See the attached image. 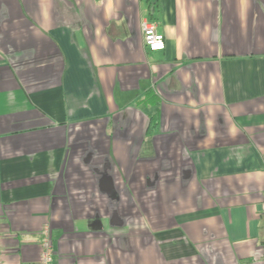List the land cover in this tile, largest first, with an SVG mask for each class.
<instances>
[{"label":"crops","instance_id":"1","mask_svg":"<svg viewBox=\"0 0 264 264\" xmlns=\"http://www.w3.org/2000/svg\"><path fill=\"white\" fill-rule=\"evenodd\" d=\"M47 224L54 264H264V0H0L4 264Z\"/></svg>","mask_w":264,"mask_h":264},{"label":"built area","instance_id":"2","mask_svg":"<svg viewBox=\"0 0 264 264\" xmlns=\"http://www.w3.org/2000/svg\"><path fill=\"white\" fill-rule=\"evenodd\" d=\"M142 29L144 34V42L149 50L160 51L166 48V36L162 31L158 29L157 25L154 22L150 20H144L142 23ZM41 244V257L38 264H54V246L50 224H47L42 228ZM0 264H4L1 242Z\"/></svg>","mask_w":264,"mask_h":264},{"label":"trees","instance_id":"3","mask_svg":"<svg viewBox=\"0 0 264 264\" xmlns=\"http://www.w3.org/2000/svg\"><path fill=\"white\" fill-rule=\"evenodd\" d=\"M150 93L152 94V92H150ZM150 93H149V94H150Z\"/></svg>","mask_w":264,"mask_h":264}]
</instances>
